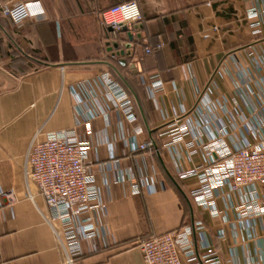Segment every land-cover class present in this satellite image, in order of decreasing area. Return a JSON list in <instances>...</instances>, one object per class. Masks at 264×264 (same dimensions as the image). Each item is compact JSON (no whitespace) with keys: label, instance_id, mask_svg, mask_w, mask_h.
<instances>
[{"label":"crops","instance_id":"1","mask_svg":"<svg viewBox=\"0 0 264 264\" xmlns=\"http://www.w3.org/2000/svg\"><path fill=\"white\" fill-rule=\"evenodd\" d=\"M17 1L37 15L21 25L0 17V191L16 197L10 205L0 195V264L66 263L54 231L60 221L26 160L37 133L41 139L72 128L92 144L88 166L104 202L97 221L107 228L80 240L75 264H145L140 240L195 221L224 264H264V217L239 218L235 207L244 195L229 191L218 199L219 215L202 210L188 183L176 179L174 161L191 167L202 154L192 158L182 142L176 155L166 145L177 116L205 142L223 133L235 147L264 133V0H136L142 18L120 33L102 23L101 13L130 0L0 5ZM105 73L136 102V121L121 123L116 110L89 118L87 101L96 98L90 88L96 91ZM154 79L162 87L153 94L147 83ZM142 112L158 151L132 150L151 138ZM192 240L202 253L198 237Z\"/></svg>","mask_w":264,"mask_h":264},{"label":"built area","instance_id":"2","mask_svg":"<svg viewBox=\"0 0 264 264\" xmlns=\"http://www.w3.org/2000/svg\"><path fill=\"white\" fill-rule=\"evenodd\" d=\"M36 15L23 1L0 5V17L8 18L16 25ZM141 18V8L136 0L112 6L101 13L102 23L113 32ZM162 46L159 44L157 48ZM96 84L98 90L90 88L96 98L87 101L89 118L116 110L121 123L123 119L137 120L133 101L122 85L108 73L100 75ZM147 85L154 94L162 87V82L154 79ZM174 123H177L176 127L167 132L172 138L166 145L176 155L177 145L182 142L192 158L202 154V160L191 167L174 159L175 177L181 183H188L192 201L217 216L220 197L227 191L241 193L244 197L235 207L239 218L264 217V133L255 131L258 134L256 142L231 147L223 133L211 134L205 142L195 135L192 126L180 123V117H175ZM39 136L40 133L35 135L28 149L26 168L45 197L51 214L60 221L61 227L54 228V231L66 253L65 264H75V257L82 254L80 240L96 238L107 231L106 225L97 221V211L104 208V202L96 176L88 166L92 144L80 139L75 128L44 133L41 139ZM132 150L155 152L158 148L153 138H147L138 144L135 142ZM133 189L138 192L137 185ZM0 195L10 205L16 202L13 191H0ZM203 228L201 221H195L179 230L140 240L138 246L145 264H224L219 252L208 242ZM193 234L201 243L202 253L195 249Z\"/></svg>","mask_w":264,"mask_h":264},{"label":"trees","instance_id":"3","mask_svg":"<svg viewBox=\"0 0 264 264\" xmlns=\"http://www.w3.org/2000/svg\"><path fill=\"white\" fill-rule=\"evenodd\" d=\"M120 31L121 30H119V31H116V32H118V33H120ZM150 52H152V50L150 49ZM49 64V63H48ZM112 66H113V68H118V65H120V64H118V62L117 61H115V60H113V61H111V63H110ZM122 77H123V79H125V82H126V87H127V89L129 90V88L131 89V90H133V88H134V85H133V83L132 82H128V79H126L123 75H121ZM129 87V88H128ZM132 97V96H131ZM133 99V98H132ZM133 101H134V99H133ZM134 103V105H135V109H136V112H137V114L139 115V113H138V107H137V104H136V102L134 101L133 102ZM138 118H140V117H138ZM153 139L155 140V142H156V144H157V147H158V149H160L161 147V145H160V143L158 142V140H157V138H156V134H155V132H153ZM167 175H168V177H169V179H170V175L167 173ZM178 188V187H177Z\"/></svg>","mask_w":264,"mask_h":264},{"label":"water","instance_id":"4","mask_svg":"<svg viewBox=\"0 0 264 264\" xmlns=\"http://www.w3.org/2000/svg\"><path fill=\"white\" fill-rule=\"evenodd\" d=\"M142 114H143V112H142ZM143 118L145 120V123H146L147 129H148L149 135H150L151 138H153V131L149 128V125L147 123V120H146L144 114H143Z\"/></svg>","mask_w":264,"mask_h":264}]
</instances>
